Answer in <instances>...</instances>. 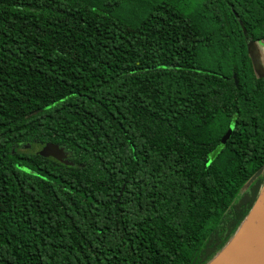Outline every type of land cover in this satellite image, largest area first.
<instances>
[{"label":"trees","instance_id":"trees-1","mask_svg":"<svg viewBox=\"0 0 264 264\" xmlns=\"http://www.w3.org/2000/svg\"><path fill=\"white\" fill-rule=\"evenodd\" d=\"M257 42L264 0H0V264H208L264 188Z\"/></svg>","mask_w":264,"mask_h":264},{"label":"water","instance_id":"water-1","mask_svg":"<svg viewBox=\"0 0 264 264\" xmlns=\"http://www.w3.org/2000/svg\"><path fill=\"white\" fill-rule=\"evenodd\" d=\"M234 78L235 83L238 84L236 74L234 75ZM33 148L41 156L53 157L64 162H67L65 158H68L70 156V154L66 152L64 147H61L56 143L49 142L45 144L34 145ZM263 171L264 167H261L252 176L250 182L254 181L258 176H260ZM123 190L124 187L120 192L118 201L120 200ZM259 199L260 196L257 202L259 201ZM249 215L246 217V219L249 217ZM239 230L237 231L235 236L226 244V246L208 264H264V235L258 238L254 237L255 239L237 240Z\"/></svg>","mask_w":264,"mask_h":264},{"label":"bare ground","instance_id":"bare-ground-1","mask_svg":"<svg viewBox=\"0 0 264 264\" xmlns=\"http://www.w3.org/2000/svg\"><path fill=\"white\" fill-rule=\"evenodd\" d=\"M264 233V192L249 217L242 224L237 240L255 239ZM255 237V238H254Z\"/></svg>","mask_w":264,"mask_h":264},{"label":"rangeland","instance_id":"rangeland-1","mask_svg":"<svg viewBox=\"0 0 264 264\" xmlns=\"http://www.w3.org/2000/svg\"><path fill=\"white\" fill-rule=\"evenodd\" d=\"M249 52L253 59L254 65L257 68L259 74H264V43L257 42L249 45ZM264 188L260 194H263Z\"/></svg>","mask_w":264,"mask_h":264}]
</instances>
